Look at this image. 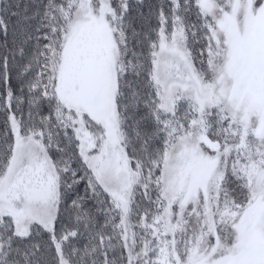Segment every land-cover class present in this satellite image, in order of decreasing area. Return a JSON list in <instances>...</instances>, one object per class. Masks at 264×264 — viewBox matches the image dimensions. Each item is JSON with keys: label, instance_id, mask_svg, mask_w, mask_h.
Instances as JSON below:
<instances>
[{"label": "snow or ice", "instance_id": "snow-or-ice-1", "mask_svg": "<svg viewBox=\"0 0 264 264\" xmlns=\"http://www.w3.org/2000/svg\"><path fill=\"white\" fill-rule=\"evenodd\" d=\"M0 264H264V0H0Z\"/></svg>", "mask_w": 264, "mask_h": 264}]
</instances>
